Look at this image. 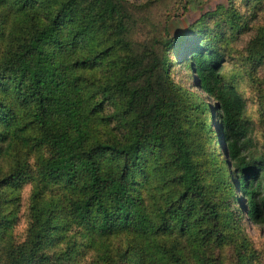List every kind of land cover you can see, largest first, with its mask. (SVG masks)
<instances>
[{
  "label": "trees",
  "instance_id": "1",
  "mask_svg": "<svg viewBox=\"0 0 264 264\" xmlns=\"http://www.w3.org/2000/svg\"><path fill=\"white\" fill-rule=\"evenodd\" d=\"M227 7L141 44L124 0H0V264H256L264 0ZM247 34L263 143L217 46Z\"/></svg>",
  "mask_w": 264,
  "mask_h": 264
},
{
  "label": "rangeland",
  "instance_id": "2",
  "mask_svg": "<svg viewBox=\"0 0 264 264\" xmlns=\"http://www.w3.org/2000/svg\"><path fill=\"white\" fill-rule=\"evenodd\" d=\"M124 2L130 6L133 17V26L129 24L128 27V39L141 44H151L154 38L159 39V37L163 44L167 43L171 39L184 34L191 26L199 23L203 16L215 13L219 8L222 10L228 8V0H124ZM244 11L245 9H241L240 14ZM252 24L253 32L256 28L254 26H258L259 21ZM162 27L166 28V34H162ZM205 27L211 30L213 29V23H206ZM248 36V34L233 37L227 35L225 40L217 43V46L222 47L225 53V63L221 73L233 82L236 90L244 99L246 103L244 118L251 122L257 130L255 136L257 141L263 143L257 95L253 89V85L250 83L249 68L243 54ZM207 40L209 39L204 38L202 42L205 43ZM263 74L264 71L259 72V78L256 82L263 77ZM196 95L197 97L201 96L199 94ZM261 179L264 191V176ZM29 194L30 187L26 185L20 195V218L13 230L18 241L24 240L26 235L28 226L27 200ZM231 207L233 211H238L239 209L236 203H232ZM244 233L251 242V247L257 252L256 264H264V227L246 225L244 226ZM115 242L113 239L112 245H115ZM223 253L226 254L227 250ZM95 257L94 251H87L75 255L66 264H99Z\"/></svg>",
  "mask_w": 264,
  "mask_h": 264
}]
</instances>
